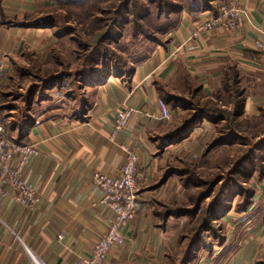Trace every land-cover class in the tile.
I'll list each match as a JSON object with an SVG mask.
<instances>
[{
	"label": "rangeland",
	"instance_id": "1",
	"mask_svg": "<svg viewBox=\"0 0 264 264\" xmlns=\"http://www.w3.org/2000/svg\"><path fill=\"white\" fill-rule=\"evenodd\" d=\"M209 1L198 4L206 6ZM192 3L35 0L38 10L28 22L47 29L36 35L40 50L23 51L0 87L8 138H18L20 126L49 105L64 102L70 110L80 107L87 98L83 89L90 85L84 80L95 73L103 80L115 76L126 94L131 68L169 37L176 14L183 8L199 13L200 8L191 9ZM117 66H126L128 72ZM238 77V85L224 82L211 94L197 91L196 81L184 90L176 83L169 89L161 85L163 97L174 90L184 103L171 104V118L157 119L143 133L137 153L124 145L138 156L137 215L145 232L153 231L155 224L167 230L165 243L180 247L168 254L176 261H182L194 243L199 245L193 261L210 259L226 240L247 239L251 232L247 229L264 221V80L241 73ZM125 101L117 109L136 106ZM200 108L212 111L214 119H200L179 132ZM225 209L229 210L223 214ZM235 229L238 234L229 238Z\"/></svg>",
	"mask_w": 264,
	"mask_h": 264
},
{
	"label": "crops",
	"instance_id": "2",
	"mask_svg": "<svg viewBox=\"0 0 264 264\" xmlns=\"http://www.w3.org/2000/svg\"><path fill=\"white\" fill-rule=\"evenodd\" d=\"M224 1L210 0L199 13L183 8L174 15L169 37L131 68L129 94L123 93L115 76L98 78L83 89L87 98L77 109L70 110L64 102L52 104L27 125L20 145H33L39 152L30 157L23 177L34 185L39 201L31 210L14 198L9 185L0 187V264H74L80 255L92 254L114 217L100 203L102 190L92 176L118 175L125 164V144L137 153L138 139L156 121L149 115L156 114L163 101L161 85L169 89L176 83L184 90L196 81L211 94L233 68L253 80H264V53L254 44L264 40V0H226L244 8L250 19L235 30L214 27L191 38L200 21L209 13L217 14ZM37 10L35 0L0 1V87L23 51L40 50L36 35L47 29L28 22ZM124 101L139 112L112 140L114 112ZM17 164L18 156L12 162ZM141 220L138 214L126 225V242L111 250L107 264H168V254L179 250L165 243L167 230L155 224L147 233ZM247 230L249 238L226 240L213 257L192 264H260L264 221ZM231 233L232 239L238 234L236 229Z\"/></svg>",
	"mask_w": 264,
	"mask_h": 264
},
{
	"label": "built area",
	"instance_id": "3",
	"mask_svg": "<svg viewBox=\"0 0 264 264\" xmlns=\"http://www.w3.org/2000/svg\"><path fill=\"white\" fill-rule=\"evenodd\" d=\"M220 4L218 13L207 14L200 21L191 38L214 27L223 26L228 30H235L244 21L250 19L244 8L226 0ZM254 44L260 52L264 53V40H255ZM138 112L137 109L124 105L115 111L110 135L112 140L124 131ZM149 116L155 120H169L171 118L170 108L167 104L162 103L158 113ZM124 150L127 158L118 175L111 176L96 172L92 176L94 183L102 190L100 203L110 209L114 213V217L109 223L108 230L97 239L92 254L80 255L74 264H107L111 250L116 246H123L126 242L125 227L136 217L138 210L137 172L139 162L137 154L128 146H124ZM38 152V149L33 145H20L5 137L4 124L0 118V187L9 185L13 190L14 198L31 210L37 205L39 196L34 185L24 179L23 171L30 157ZM17 156L18 164L12 165ZM35 264L45 263L36 261Z\"/></svg>",
	"mask_w": 264,
	"mask_h": 264
},
{
	"label": "trees",
	"instance_id": "4",
	"mask_svg": "<svg viewBox=\"0 0 264 264\" xmlns=\"http://www.w3.org/2000/svg\"><path fill=\"white\" fill-rule=\"evenodd\" d=\"M198 1L199 0H194V3H192V5H191V9H199V8H201L203 5H201V4H203L204 3V0L202 1L201 0V4L199 5L198 4ZM207 6V5H206ZM161 13L163 14V12L161 11ZM118 67V70H120L121 72H128L127 70V67L125 66V67H122V69H119V68H121V67H119V66H117ZM94 72V71H93ZM98 72V71H97ZM98 74H100L99 72H98ZM97 74V75H98ZM96 75V73L94 74V75H92L91 77H90V79H89V81H86V79L84 80L85 82H88V83H91V82H93V80H95V79H98V76ZM240 75V73H239V71H237L236 69H231L230 71H228V72H226L224 75H223V81H222V83H226V84H228L231 80H233V83H235V84H237L238 85V83L239 82H241V80H239V76ZM199 90H202L201 89V87L200 86H198V88H197V91H199ZM216 90H218V89H216ZM161 93H164V89H162L161 90ZM166 94H167V96H166V98L164 97V101L165 102H167V103H170V104H173V105H177V104H183L184 103V101H185V98H182L181 96H179V95H176V94H169L168 92H165ZM217 94H215V96H216ZM180 101H183L182 103L180 102ZM4 106H3V104L2 103H0V118H1V120H2V122H3V117H2V112L4 111ZM198 111V112H197ZM196 111V113L194 114V116L192 117V118H190V120H188V122L187 123H185L184 125H183V129L182 130H180L179 132H183V131H186L187 129H189V127L192 125V124H194V123H197V122H199V120L200 119H202V120H204V118L206 119V118H211L212 120L214 119V113L212 112V111H206V110H204V108L202 109V108H200L199 110H197ZM217 119V118H216ZM32 120L33 119H30L29 121H25L24 123H23V125H21L20 126V129H19V137L18 138H12V137H10V138H12L11 139V141H13V142H16V143H19V144H23V142L21 141L22 139H19L20 137H22V138H24L27 134H26V128H27V125L30 123V122H32ZM220 120V119H219ZM14 131V129L12 128L11 129V133ZM5 134H6V137L8 138V136L7 135H9V134H7V132L5 131ZM10 138H8V139H10ZM253 195L252 196H250L249 198H248V204L249 205H251L252 204V202H253ZM247 204V205H248ZM248 206H246L245 208H247ZM229 209H225L224 211H223V214L225 213V212H227ZM224 216V215H223ZM205 230V229H204ZM200 240L201 239H198V242H200ZM198 245L199 244H193V248L192 249H190V251H188L189 253H188V255L187 254H185L184 256H183V258H182V261H176V257H174L173 256V258L172 257H170V259H169V262H168V264H192L193 263V255H194V257L196 256L195 255V252H196V249H197V247H198ZM195 246H197V247H195ZM200 248V247H199ZM187 253V252H186ZM174 259V260H173ZM195 261V260H194ZM260 264H264V260H261L260 262H259Z\"/></svg>",
	"mask_w": 264,
	"mask_h": 264
}]
</instances>
